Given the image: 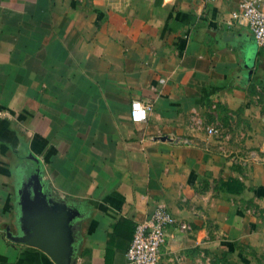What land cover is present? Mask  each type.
<instances>
[{
  "label": "crops",
  "instance_id": "0c3cea01",
  "mask_svg": "<svg viewBox=\"0 0 264 264\" xmlns=\"http://www.w3.org/2000/svg\"><path fill=\"white\" fill-rule=\"evenodd\" d=\"M239 1L0 0V264H55L28 244L37 193L72 211L70 264H125L158 205L157 264H264V49Z\"/></svg>",
  "mask_w": 264,
  "mask_h": 264
},
{
  "label": "built area",
  "instance_id": "2783aa9c",
  "mask_svg": "<svg viewBox=\"0 0 264 264\" xmlns=\"http://www.w3.org/2000/svg\"><path fill=\"white\" fill-rule=\"evenodd\" d=\"M211 1V0H207ZM231 18L248 28L256 46L264 49V0H240ZM149 105L137 99L129 103V118L133 123L145 121ZM211 130L208 129V133ZM174 222L171 213L161 205L149 217L136 222L124 252L125 264H157L159 249L164 241L165 228ZM180 228L185 229V225Z\"/></svg>",
  "mask_w": 264,
  "mask_h": 264
},
{
  "label": "water",
  "instance_id": "95a60500",
  "mask_svg": "<svg viewBox=\"0 0 264 264\" xmlns=\"http://www.w3.org/2000/svg\"><path fill=\"white\" fill-rule=\"evenodd\" d=\"M38 197L39 193L35 199L38 209L33 214L32 234L28 244L47 253L55 264H70L68 221L72 211L60 202L47 206Z\"/></svg>",
  "mask_w": 264,
  "mask_h": 264
},
{
  "label": "trees",
  "instance_id": "16d2710c",
  "mask_svg": "<svg viewBox=\"0 0 264 264\" xmlns=\"http://www.w3.org/2000/svg\"><path fill=\"white\" fill-rule=\"evenodd\" d=\"M230 182H233L232 180Z\"/></svg>",
  "mask_w": 264,
  "mask_h": 264
},
{
  "label": "rangeland",
  "instance_id": "374dc122",
  "mask_svg": "<svg viewBox=\"0 0 264 264\" xmlns=\"http://www.w3.org/2000/svg\"><path fill=\"white\" fill-rule=\"evenodd\" d=\"M207 132V131H206Z\"/></svg>",
  "mask_w": 264,
  "mask_h": 264
}]
</instances>
